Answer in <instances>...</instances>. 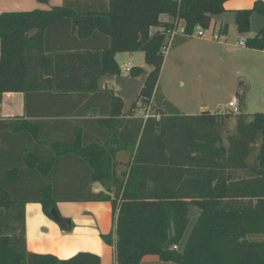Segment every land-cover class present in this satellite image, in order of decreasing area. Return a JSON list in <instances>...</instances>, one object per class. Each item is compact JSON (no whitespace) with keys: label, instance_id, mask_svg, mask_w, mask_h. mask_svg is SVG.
Masks as SVG:
<instances>
[{"label":"trees","instance_id":"trees-1","mask_svg":"<svg viewBox=\"0 0 264 264\" xmlns=\"http://www.w3.org/2000/svg\"><path fill=\"white\" fill-rule=\"evenodd\" d=\"M76 1L65 0L50 11L1 13L0 104L4 93H22L28 117L41 114L31 113L39 96L55 103L66 96H93L100 77L120 73L116 54L140 52L150 71L128 114L142 110V117L118 119L123 103L107 93L111 110L100 120L108 133L103 143L79 136L58 140L62 133L55 134L56 128L49 132L57 137L40 135L43 125L60 126L62 120L0 121V264H101L88 252L61 260L29 252L25 243V204H39L52 221V209L65 219L56 204L69 196L60 185L76 174L83 184L69 195L112 207L113 229L100 237L113 247L114 264H142L152 256L162 264H264V113L246 118L240 112L232 134L226 130L231 115L224 113L150 111L144 119L154 102L173 21L193 35L208 29L211 18L233 0H104V8L91 5L93 0ZM253 3L252 9L235 12L239 34L249 32L254 12L264 18V2ZM163 15L168 20L161 23ZM56 24L68 26L81 41L100 36L105 47L48 52L46 35ZM245 47L264 51V27L245 39ZM142 73L135 67L129 76ZM69 111L63 105L42 115L58 118ZM257 135L262 139L250 163ZM120 146L125 162L117 160ZM71 160L85 168L75 171ZM96 183L100 192L83 191ZM169 229L172 243L164 251Z\"/></svg>","mask_w":264,"mask_h":264},{"label":"crops","instance_id":"crops-1","mask_svg":"<svg viewBox=\"0 0 264 264\" xmlns=\"http://www.w3.org/2000/svg\"><path fill=\"white\" fill-rule=\"evenodd\" d=\"M255 0H233L227 1L224 3V13L227 14H235L236 11L239 10H250L253 7V2ZM264 2V0H261ZM65 0H47L46 3L38 2L37 0H0V15L1 13H19V12H32L37 10L42 11H50L55 7H60L64 4ZM77 2L76 0H68V3ZM104 0H93L91 5L104 8ZM76 5V4H74ZM168 20L166 15L160 17V22L164 23ZM212 20H210L211 22ZM212 23V22H211ZM219 24V25H218ZM217 25L221 28L223 27V23L217 22ZM251 28V22H250ZM220 29V28H219ZM255 35V34H254ZM254 35L249 30L247 34H239V41L237 46L241 49V51H249L255 52L257 50H249L245 47V45L241 46L240 41L243 40L245 42L246 38L254 37ZM183 41V40H182ZM187 43V42H186ZM186 43L177 44L174 48H171L165 53L168 54V59L163 66V71L165 70V66L169 63V70H173L176 68L175 65L179 66L183 64L186 60H188V55L185 54ZM206 44L209 42H205ZM105 40L100 36H95L90 41H81L77 35L73 34L72 30L68 26H63L60 24H56V27L51 28L46 35V47L48 52H56V51H66V52H74L75 50L80 51H92L99 50L105 47ZM216 44V43H214ZM216 45H221L223 47H228L229 44L226 40L219 41ZM264 52V51H262ZM138 58L136 55H138ZM119 55L124 56L126 61L135 62L134 60L137 58L140 62L144 63L143 54L140 52L135 53H123L116 54L114 60L117 62L119 66V62L117 61V57ZM142 55V56H141ZM170 58V59H169ZM198 60V59H197ZM121 70L119 66L120 72H125L129 77V71L132 68H141L143 73L140 75L143 76L146 73L145 68L138 66V64L132 63L135 66H130L128 64ZM129 65V71H127ZM145 65V63H144ZM145 67H148L145 65ZM150 68L148 67V71L145 75L149 73ZM239 72V71H237ZM111 76L100 77L97 81L98 90L96 94L93 96H66L63 102L55 103V99H47L45 97L39 96V100H34L35 109H31V113L40 114L39 116H24V97L23 94L19 93H4L1 97L0 104V121H9V120H30V121H42L46 122H55L58 120H62L63 123L60 126L55 125H43V133L42 137H57V135H53L49 130L54 129L55 134L62 133L59 135V139H66L68 141H72L75 137L79 136L81 139L86 140L87 142H101L105 141L106 136L108 135L107 129L103 128L100 123L103 116L110 112L111 110V98L107 93H112L114 97L119 98L123 103V108L121 112V116L118 119H122L123 121L133 120L134 118L142 117V114L139 110H134L132 114H128L127 111L124 110V101L122 97H120V90L114 86L109 87L111 80L106 82L105 78H110ZM131 77V76H130ZM137 78V77H135ZM145 81L139 88L135 97L143 87ZM92 100V102L90 101ZM89 102L90 104H88ZM229 103V101H228ZM227 103V104H228ZM239 103V101H238ZM65 105L70 111L68 115L64 117L52 118L46 117L42 114L45 112L51 111L52 108H58L60 106ZM199 110L202 112H207V107H199ZM156 115H160L154 113ZM195 114V113H191ZM184 115V114H183ZM188 115V114H187ZM229 119L226 121V127L231 123ZM23 150L27 149V145ZM120 153L118 154V161L125 162L127 159V153L122 150V147H119ZM74 163L75 171L77 169L85 168L83 163L77 160V162L71 160ZM121 163L118 164V167H121ZM78 174L71 177L70 182H67L64 177V181L61 182V189H63L69 197H65L60 200L56 204L59 214L70 221L71 224V232L66 233L62 229L60 230L58 225L51 221L48 217L43 213L42 207H40L37 203H26L25 204V243L27 246V250L32 253L37 254H52L56 256L58 259H66L69 258L79 252H88L99 256L101 260V264H114V250L113 247L108 246L105 242L102 241L101 235H108L113 229L112 223V207L108 202L96 201V202H83L82 200L76 201L78 198H74L73 195H69L74 192L72 187H77L78 184H83L82 181L79 180ZM92 191L93 193L100 192L102 188L96 183L92 185L90 189H84L83 191ZM78 191V190H76ZM66 195V196H67ZM196 211L192 212V219L190 220V225L188 227H192V223L195 219ZM48 233V234H47ZM142 264H162L159 261V258L156 256L145 257Z\"/></svg>","mask_w":264,"mask_h":264},{"label":"rangeland","instance_id":"rangeland-1","mask_svg":"<svg viewBox=\"0 0 264 264\" xmlns=\"http://www.w3.org/2000/svg\"><path fill=\"white\" fill-rule=\"evenodd\" d=\"M211 20L210 27L204 29L206 38L196 37L197 31H195L191 37L176 38L173 41L168 50L177 44L187 42L183 52L188 55V60L179 66L175 65L176 68L173 70H169L168 63L163 71L168 54L164 56L165 61L158 76L154 102L150 111L157 114L174 111L182 115H201L199 107H207V112L211 114L231 115L230 119L233 120H230L231 123L227 125L226 130L232 134L235 132L236 115L230 112L227 103L233 97L240 102V112L244 117L249 118L256 113H264V52L249 53V51H241V47L237 46L239 36L235 14L223 12L212 17ZM249 21L253 35L264 27V18L255 12L250 16ZM217 22L223 23V27L218 26ZM212 34L219 35L220 41L226 40L229 46L216 45L218 42L211 40ZM139 55H136L137 58ZM137 58L135 62L128 63L124 56L119 55L117 61L120 69L122 70L127 63L130 66H135L132 64L135 63L145 68L147 73L148 67H145L144 63ZM146 73L135 78L128 77L125 72L121 71L117 75L105 78L106 82L111 80L109 87L114 86L120 90V97L124 98L125 111L128 112L135 101V95L145 81ZM139 111L142 113V110ZM225 135L224 132L223 136ZM261 139L260 135H257L256 148L248 157L250 163L256 156L257 145ZM58 227L61 230L59 225ZM190 229H187V232ZM65 231L70 233L72 230L65 229Z\"/></svg>","mask_w":264,"mask_h":264},{"label":"built area","instance_id":"built-area-1","mask_svg":"<svg viewBox=\"0 0 264 264\" xmlns=\"http://www.w3.org/2000/svg\"><path fill=\"white\" fill-rule=\"evenodd\" d=\"M173 27L169 30L166 31V50L165 52L170 48V46L173 44V41L176 39V38H182V37H191L192 35H187L184 31V27L181 23H179L176 19L173 21ZM196 37L198 38H206V30H203V29H200L196 32ZM211 40L214 41V42H218L219 41V35H215V34H212V37H211ZM240 45L243 46L245 45V42L243 40L240 41ZM129 65H128V68H127V71H129ZM153 100V98H152ZM228 109L230 110V112H232L233 115H238L240 113L239 111V103H238V100L233 97L228 105H227ZM151 110V105L147 108V115L144 116V119H147L148 118V113L150 112ZM173 250H177L178 249V246L177 245H174L172 247Z\"/></svg>","mask_w":264,"mask_h":264},{"label":"water","instance_id":"water-1","mask_svg":"<svg viewBox=\"0 0 264 264\" xmlns=\"http://www.w3.org/2000/svg\"><path fill=\"white\" fill-rule=\"evenodd\" d=\"M204 112V110L202 111ZM50 215H51V218L53 219V221L59 225V226H63L65 227L66 229H71V224H70V221L67 220V219H62L59 217V215L57 214V212L52 209L50 211ZM172 229H169V232H168V241L163 245V250L164 251H168L170 249V246H171V243H172Z\"/></svg>","mask_w":264,"mask_h":264}]
</instances>
